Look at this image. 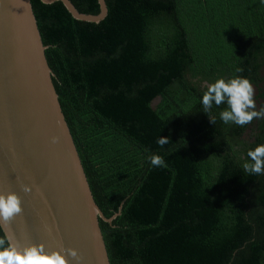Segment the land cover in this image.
Returning <instances> with one entry per match:
<instances>
[{"label":"trees","instance_id":"16d2710c","mask_svg":"<svg viewBox=\"0 0 264 264\" xmlns=\"http://www.w3.org/2000/svg\"><path fill=\"white\" fill-rule=\"evenodd\" d=\"M70 1L100 12L98 0ZM30 2L93 197L111 218H99L110 264H264V174L243 169L264 144V119L225 124L226 104L208 114L201 103L210 83L241 76L264 105V0H105L99 22L60 0ZM154 154L167 167L152 166Z\"/></svg>","mask_w":264,"mask_h":264},{"label":"water","instance_id":"95a60500","mask_svg":"<svg viewBox=\"0 0 264 264\" xmlns=\"http://www.w3.org/2000/svg\"><path fill=\"white\" fill-rule=\"evenodd\" d=\"M60 1L79 20L99 22L107 14L105 0H98L95 15ZM46 49L30 0H0V191L17 192L23 207L7 228L22 244L75 248L79 264H110L99 218H111L93 197ZM21 184L32 185V192L24 193Z\"/></svg>","mask_w":264,"mask_h":264},{"label":"clouds","instance_id":"9594fccd","mask_svg":"<svg viewBox=\"0 0 264 264\" xmlns=\"http://www.w3.org/2000/svg\"><path fill=\"white\" fill-rule=\"evenodd\" d=\"M235 71L239 73L242 69L236 68ZM201 103L203 111L208 114L213 104H226L227 107L220 113V119L225 124L233 122L244 127L254 119H264V105L257 110L253 84L241 76L227 80L218 78L210 83L203 93ZM210 120L215 124L214 116L210 115ZM56 141L57 137H53L52 142ZM157 143L163 147L169 143V138L160 137ZM247 156L250 162L243 164L245 172L250 175L264 174V144L249 150ZM149 160L154 167H167L163 157L158 154L151 155ZM21 189L27 194L32 192L33 186L21 184ZM22 213L20 195L15 191H0V229H3V234H0V264H69V256L79 264L82 257L75 248L61 245L60 248L48 250L43 242L22 244L7 228Z\"/></svg>","mask_w":264,"mask_h":264},{"label":"rangeland","instance_id":"374dc122","mask_svg":"<svg viewBox=\"0 0 264 264\" xmlns=\"http://www.w3.org/2000/svg\"><path fill=\"white\" fill-rule=\"evenodd\" d=\"M53 3V2H52ZM254 93H255V91H254Z\"/></svg>","mask_w":264,"mask_h":264}]
</instances>
